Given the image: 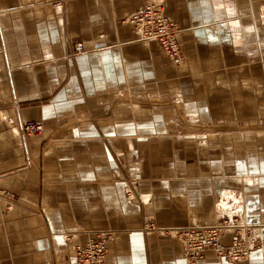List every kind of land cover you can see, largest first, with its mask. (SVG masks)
Listing matches in <instances>:
<instances>
[{
    "label": "crops",
    "instance_id": "obj_1",
    "mask_svg": "<svg viewBox=\"0 0 264 264\" xmlns=\"http://www.w3.org/2000/svg\"><path fill=\"white\" fill-rule=\"evenodd\" d=\"M43 1L0 0V264H79L101 232L105 264H186L169 227L213 223L241 173L259 177L264 242V0ZM148 2L180 29L183 63L127 20ZM262 244L194 264H264Z\"/></svg>",
    "mask_w": 264,
    "mask_h": 264
},
{
    "label": "built area",
    "instance_id": "obj_2",
    "mask_svg": "<svg viewBox=\"0 0 264 264\" xmlns=\"http://www.w3.org/2000/svg\"><path fill=\"white\" fill-rule=\"evenodd\" d=\"M44 2L54 9H60L65 0H44ZM127 20L132 24L140 40L157 42L174 64L179 65L184 62L181 44L176 37V32L179 33V30H177L175 22L165 13L163 6L148 2L133 12ZM84 51V46L77 44L74 54H80ZM22 128L26 135H36L43 132L44 125L39 120H27L23 123ZM222 220L221 223L215 222L210 225L172 228L185 241L184 255L188 263H194L203 258L208 250L215 251L230 261H241L242 258L248 257L254 241H251L249 245L243 235H238L240 236L238 237L232 233V239L225 245V233L222 230L227 227L233 230L236 227L231 218H223ZM145 228L163 230V227H159L153 222L146 223ZM235 231L238 230L235 229ZM111 239L112 234L110 232H101L96 237L90 238L85 245L78 247L77 260L79 264H105L108 254L107 243Z\"/></svg>",
    "mask_w": 264,
    "mask_h": 264
},
{
    "label": "rangeland",
    "instance_id": "obj_3",
    "mask_svg": "<svg viewBox=\"0 0 264 264\" xmlns=\"http://www.w3.org/2000/svg\"><path fill=\"white\" fill-rule=\"evenodd\" d=\"M43 3L44 4H47L44 1H43ZM259 6L260 7H258V8H259V10L261 12V16H262V18H264V3H262V5L260 4ZM148 42H151V41H148ZM188 115L194 117L193 119H196L198 121L196 123H198V124H201L203 122L202 119L200 118L199 111H196V112L193 111L192 113L190 112V113H188ZM42 133L36 134V135H41ZM128 194L130 195V194H132V192L129 191ZM222 194H223V192H220L218 194L219 195L218 201L221 198V195ZM218 195H216V197ZM218 201H215V203H214V219L212 220L213 223H215V222L216 223H221V222H223V220H222L223 218H226V219L231 218L233 220V225L236 227L235 229L238 230L237 232H239V233L236 232L235 235H237V236L238 235H240V236L243 235L245 237L244 239L249 243V245H250L251 241H254V243H252V245H253V247H252L253 251L256 250V249H261L262 248V245H263L262 243H264V242L261 241L260 233H259L258 230H260L263 227L262 226H259V224H257L258 223V219H257L258 218V210H257L256 204H255L253 198L252 197L245 198L244 199V202H242V204L244 203V209H245V212L244 213L239 210L238 206L241 205L239 203H234L232 205V207H229V208L226 207L225 208V206L220 205L218 203ZM255 214H256V216H255ZM243 219L246 220V221L244 222ZM261 222L264 224L263 221H261ZM213 223H211V224H213ZM205 225H207V224H205ZM157 226H159V225H157ZM190 226H196V225H190ZM159 227H162V226H159ZM184 227H186V226H184ZM172 228L173 227H169V239L170 240H178L181 243V245H182V242L180 241V239H179L178 235L176 234V232L171 231ZM240 236H238V237H240ZM251 253L249 254V256L251 255ZM248 257L245 258L243 261H245L246 259H248ZM233 263H240V262H233Z\"/></svg>",
    "mask_w": 264,
    "mask_h": 264
},
{
    "label": "bare ground",
    "instance_id": "obj_4",
    "mask_svg": "<svg viewBox=\"0 0 264 264\" xmlns=\"http://www.w3.org/2000/svg\"><path fill=\"white\" fill-rule=\"evenodd\" d=\"M174 22V21H173ZM175 25H176V23H175ZM176 27H177V25H176ZM177 30H179L180 31V29L177 27ZM177 35H178V33L176 32V37H177ZM183 52V51H182ZM184 55V54H183ZM184 60H185V57H184ZM192 132V131H191ZM220 133V132H219ZM217 134V133H216ZM221 141V140H220ZM233 141V140H232ZM204 143H205V141H204ZM218 164V163H217ZM237 165V164H236ZM235 165V166H236ZM242 165V164H241ZM239 166V165H238ZM237 166V167H238ZM234 167V166H233ZM226 168V167H225ZM219 169V168H218ZM226 173H225V170H224V175H225ZM227 176L229 175V174H226ZM233 175V174H232ZM232 177V176H231ZM235 178V180H237V182H239V183H241L242 185H243V188H241V189H235V188H231V187H229V188H227L225 191H223V194L221 195V198L219 199V201H218V203L220 204V205H222V206H225V208L226 207H232V205L234 204V203H239V204H241V205H239L238 206V208H239V210L240 211H242L243 213L245 212V209H244V203L242 204V202H244V199L245 198H248V195L246 194V188L247 187H253V186H255V185H257L256 183H257V181L259 180L258 178V175L257 176H254V175H250V174H247V173H241V174H238V175H236V176H234ZM253 196V195H252ZM146 197V196H145ZM257 197V196H256ZM145 199V198H144ZM144 199H143V201H144ZM251 199V198H250ZM261 202V201H260ZM215 203V202H214ZM236 205V204H235ZM216 208V207H215ZM238 210V211H239ZM237 212V211H236ZM257 212V211H256ZM248 214V213H247ZM217 215V214H216ZM215 215V216H216ZM255 216H256V214H255ZM253 217V216H252ZM244 220V219H243ZM246 220H244V222H245ZM249 224V223H248ZM258 224V223H257ZM197 226V225H196ZM171 231H173V232H176V234L178 235V233H177V231L176 230H171ZM224 233H225V236H226V233H234L235 234V229H233V230H231V228L230 227H227V228H225L224 230H222ZM178 237H179V235H178ZM179 239H180V241L182 242V250H183V253H184V244H185V241H183L180 237H179ZM232 239V238H231ZM225 244V243H224ZM85 245V244H84ZM225 245H227V244H225ZM208 251H212V250H208ZM207 251V252H208ZM253 251V249L252 250H250V252H249V254L251 253ZM206 252V253H207ZM214 252V254L215 255H217L218 257H221L220 255H218L215 251H213ZM206 253H205V255H206ZM204 255V256H205ZM249 256V255H248ZM183 257H184V259H185V262H186V264H194V263H188L187 262V260H186V258H185V255L183 254ZM221 258H223V257H221ZM202 259V258H201ZM225 259V258H224ZM245 259V258H244ZM243 258L241 259V261H235V260H227V261H230V262H242L243 260H244ZM200 260V259H199ZM197 262V261H196Z\"/></svg>",
    "mask_w": 264,
    "mask_h": 264
}]
</instances>
